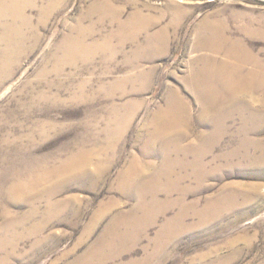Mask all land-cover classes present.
<instances>
[{
	"label": "rangeland",
	"instance_id": "obj_1",
	"mask_svg": "<svg viewBox=\"0 0 264 264\" xmlns=\"http://www.w3.org/2000/svg\"><path fill=\"white\" fill-rule=\"evenodd\" d=\"M248 56L264 64V0H0V264H264ZM210 60L247 78L231 104L201 100Z\"/></svg>",
	"mask_w": 264,
	"mask_h": 264
},
{
	"label": "bare ground",
	"instance_id": "obj_2",
	"mask_svg": "<svg viewBox=\"0 0 264 264\" xmlns=\"http://www.w3.org/2000/svg\"><path fill=\"white\" fill-rule=\"evenodd\" d=\"M226 41L227 40L224 38V36L218 35L215 39H210L208 41H205V42H203V44H204V47L210 48L214 52H221L223 49H226V44H227ZM239 49L240 48L238 46H236L235 48H229L228 52L229 53L235 52L236 56L238 55L236 58L237 59L240 58L239 59L240 61L242 60L245 62L247 60V59H244L246 54L243 57H241L242 55L239 56V53H238V52H240ZM242 52H244V51H242ZM248 62H251L254 65L255 69H260L261 73L259 72V74L255 75V74H252L251 72H248V81H247V78H244L245 80L244 79L243 80L245 82L247 81L249 86L252 83H257L258 85L264 83V66H263L264 64L259 62L257 59H255L253 57H249V56H248ZM241 65L243 66V64H241ZM234 69L236 70V72H234V73H238L239 67H234ZM203 72H204V77H203L204 78V80H203L204 81L203 82L204 88L200 91L202 93V94H200V96H201V100L204 102V104L207 107L208 106L222 107L223 105L226 106L229 103L231 104L233 99H235V96L232 95V92L236 91L235 88H243L245 86V85L243 86V84L245 82H243L242 79H236V78L233 79V76H231L233 74H230V73H232L231 72V66L227 63L218 62V64H217V63H214L213 61L208 62L207 64H205ZM214 72L216 75H214ZM257 73H258V71H257ZM216 76L219 79V83H221L223 86L222 90L221 89L218 90L216 88L214 89L211 86H210L211 88L209 87V85L213 83V79ZM217 77H216V79H217ZM222 92H224L226 94L225 99L220 98L219 93L222 94ZM205 112L208 113V110H206ZM171 114L174 116V118L178 116V115H176L174 107H169L168 109H163L162 111H160L157 114L155 119L157 120V122H158V120L160 121V120H163L164 118L170 119ZM177 119H178V117H177ZM177 119L172 123L173 127H170V125H169L170 121H168L166 124L165 123H162V124L159 123V125L154 124L155 130H154V132L151 133V135H150L151 141L148 143V147L150 149H153L154 142L157 141L158 139H161V140L164 139L165 140V137L168 135L167 133L174 132V131L175 132L176 131H178V132L182 131L183 128L181 126L182 125L181 120H177Z\"/></svg>",
	"mask_w": 264,
	"mask_h": 264
},
{
	"label": "snow or ice",
	"instance_id": "obj_3",
	"mask_svg": "<svg viewBox=\"0 0 264 264\" xmlns=\"http://www.w3.org/2000/svg\"><path fill=\"white\" fill-rule=\"evenodd\" d=\"M185 0H179V3L183 4ZM189 2H192V0H189ZM73 105L69 104L68 107H72ZM72 127H76L77 123L76 121L70 122ZM3 178V167L0 166V181H2ZM69 183H71V178L69 179ZM0 197H3L5 201L8 200V194L7 192H0ZM259 204L264 205V191H261L257 196L253 197ZM202 227H207V225H204ZM200 229H192L191 231H199ZM185 235L184 233L181 234V237ZM181 237L176 238V243H181ZM49 243L55 244V238L53 237ZM207 248V244L204 241L200 240H192L190 243H184L183 249L189 253H197Z\"/></svg>",
	"mask_w": 264,
	"mask_h": 264
}]
</instances>
